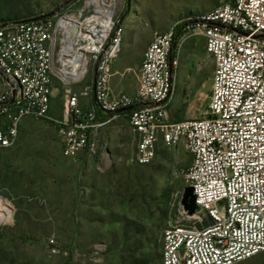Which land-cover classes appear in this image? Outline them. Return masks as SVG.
I'll use <instances>...</instances> for the list:
<instances>
[{
    "label": "built area",
    "instance_id": "built-area-1",
    "mask_svg": "<svg viewBox=\"0 0 264 264\" xmlns=\"http://www.w3.org/2000/svg\"><path fill=\"white\" fill-rule=\"evenodd\" d=\"M65 16L0 23V148L15 143L22 117L48 119L58 127L61 154L74 162L80 152L94 153V129L120 114L116 109L131 107L125 110L137 137L131 162L149 163L158 138L191 155L184 181L196 209L188 214L180 206L187 222L164 230L161 264H234L263 252L264 0H220L183 20V35L203 37L213 72L205 115L180 121H169L165 109L177 63L170 55L173 26L147 44L133 95L111 96L119 21L111 16L109 23L77 27ZM70 49L74 65L64 57ZM88 71L89 85L80 93L64 89L61 118L53 119V76L79 82ZM95 105L110 118L97 120Z\"/></svg>",
    "mask_w": 264,
    "mask_h": 264
},
{
    "label": "rangeland",
    "instance_id": "rangeland-1",
    "mask_svg": "<svg viewBox=\"0 0 264 264\" xmlns=\"http://www.w3.org/2000/svg\"><path fill=\"white\" fill-rule=\"evenodd\" d=\"M19 1L31 16L51 13L56 19L76 15L86 0ZM114 1L112 19L121 18L122 31L111 63V96L133 95L144 50L156 31L220 3L129 0L127 8V0ZM189 33L175 51L173 88L165 106L169 121L203 117L209 103L213 60L203 37ZM91 77L90 71L79 82L53 76V119L61 118L64 89L80 93ZM91 139L94 153L80 152L73 162L61 154L54 121L21 118L15 143L0 148V264H157L164 230L187 222L175 199L190 153L158 138L153 159L134 164L137 137L125 114L94 129ZM166 189L167 201L162 198ZM234 264H264V251Z\"/></svg>",
    "mask_w": 264,
    "mask_h": 264
},
{
    "label": "trees",
    "instance_id": "trees-1",
    "mask_svg": "<svg viewBox=\"0 0 264 264\" xmlns=\"http://www.w3.org/2000/svg\"><path fill=\"white\" fill-rule=\"evenodd\" d=\"M46 15L47 14H42L39 16H46ZM34 17H37V16H31L30 10L27 7L22 6L19 0H0V23L6 22V21H16V20H21V19H32ZM184 24H185V21H178L173 25V39H172L171 52H170L171 56L175 54L176 48L178 46V42L181 36L183 35L182 27ZM95 112H96L97 120L103 121V120L110 118L111 116V114L103 111L98 105H95ZM125 113L126 111L120 112V114H125ZM186 185L187 184L185 183L184 179L179 178L178 186L176 188L177 190V197L175 199L176 206H179L180 194H181L182 189ZM169 194H170L169 190L167 189L164 190L162 192V198H164L165 201H167L170 196ZM156 260H157V264H161V251L159 255L157 254ZM6 264H9V262H7Z\"/></svg>",
    "mask_w": 264,
    "mask_h": 264
},
{
    "label": "bare ground",
    "instance_id": "bare-ground-1",
    "mask_svg": "<svg viewBox=\"0 0 264 264\" xmlns=\"http://www.w3.org/2000/svg\"><path fill=\"white\" fill-rule=\"evenodd\" d=\"M87 1V0H86ZM85 1V3H86ZM113 2V5L110 4ZM84 3V5H85ZM115 1L114 0H92L90 3L85 6V10L81 12L82 8L76 13V15H67L65 16V21L69 24L79 26L88 22H94L97 20H101L104 23H109L111 21V16L115 9ZM107 5V6H106ZM81 12V13H80ZM73 49H70L65 55V60L67 63L72 62V64L76 61V53L73 52ZM74 65V64H73Z\"/></svg>",
    "mask_w": 264,
    "mask_h": 264
},
{
    "label": "water",
    "instance_id": "water-1",
    "mask_svg": "<svg viewBox=\"0 0 264 264\" xmlns=\"http://www.w3.org/2000/svg\"><path fill=\"white\" fill-rule=\"evenodd\" d=\"M130 6V2L129 0H127V8H129ZM48 15H51V13H49ZM34 17L32 19H36L38 18ZM121 18L119 19V23H120ZM131 107H120L118 109H116L114 112H122L125 110L130 109ZM179 205L181 206V208L186 211L188 214H192L195 209H196V204H195V197L193 194V189L190 185H186L180 194V198H179Z\"/></svg>",
    "mask_w": 264,
    "mask_h": 264
},
{
    "label": "crops",
    "instance_id": "crops-1",
    "mask_svg": "<svg viewBox=\"0 0 264 264\" xmlns=\"http://www.w3.org/2000/svg\"><path fill=\"white\" fill-rule=\"evenodd\" d=\"M213 8V7H212ZM165 31V30H164Z\"/></svg>",
    "mask_w": 264,
    "mask_h": 264
}]
</instances>
